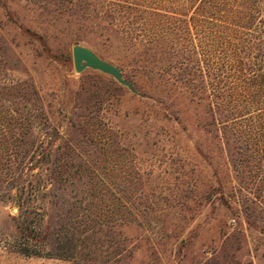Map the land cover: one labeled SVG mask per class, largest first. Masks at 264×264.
Wrapping results in <instances>:
<instances>
[{
	"label": "trees",
	"instance_id": "trees-1",
	"mask_svg": "<svg viewBox=\"0 0 264 264\" xmlns=\"http://www.w3.org/2000/svg\"><path fill=\"white\" fill-rule=\"evenodd\" d=\"M34 4L64 19L76 43L112 50L106 58L143 94L149 116L163 129L170 122L186 123V132L191 126L210 166L215 156L225 158L240 183L264 197V0ZM22 31L56 59L42 35ZM85 105L73 113L80 137L63 140L52 105L32 80L13 78L0 55V200L19 208L24 255L124 264L133 257L126 230L150 228L155 203L141 200L139 172L122 165L126 145L100 114L104 99ZM93 158L114 166H91ZM48 234L53 241L44 250L39 242Z\"/></svg>",
	"mask_w": 264,
	"mask_h": 264
},
{
	"label": "rangeland",
	"instance_id": "rangeland-1",
	"mask_svg": "<svg viewBox=\"0 0 264 264\" xmlns=\"http://www.w3.org/2000/svg\"><path fill=\"white\" fill-rule=\"evenodd\" d=\"M23 27L42 35L56 59L47 56ZM75 45L89 47L119 67L106 58L112 50L86 41L76 43L65 20L47 16L34 0H0V55L11 76L36 84L52 105L51 120L60 126L65 141L80 137L73 127L75 114L90 99L102 97L106 105L100 114L113 127L114 139L126 145L122 165L131 175L139 172L141 200L155 203L147 215L155 216L152 228L144 223L142 229L126 230L133 257L124 264H264V197H256L252 185L241 184L225 158L215 156V166H210V157L195 148L202 139L190 125L187 132L186 123L170 122L163 129L160 121L149 116L141 96L113 77L90 68L76 73ZM89 164L114 166L108 158H93ZM57 212L50 210L49 218ZM22 219L17 206L0 200V264H73L19 252L24 240ZM52 241L48 234L38 246L46 250Z\"/></svg>",
	"mask_w": 264,
	"mask_h": 264
},
{
	"label": "water",
	"instance_id": "water-1",
	"mask_svg": "<svg viewBox=\"0 0 264 264\" xmlns=\"http://www.w3.org/2000/svg\"><path fill=\"white\" fill-rule=\"evenodd\" d=\"M72 56L76 73L81 74L85 69L90 68L113 77L120 85L126 87L133 94L144 97L134 84L123 76L119 67L101 58L91 48L75 45L72 49Z\"/></svg>",
	"mask_w": 264,
	"mask_h": 264
}]
</instances>
